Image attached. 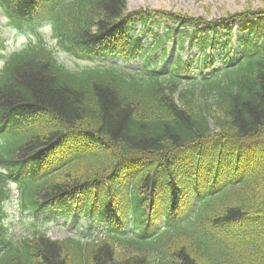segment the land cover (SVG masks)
Returning <instances> with one entry per match:
<instances>
[{
	"label": "trees",
	"instance_id": "1",
	"mask_svg": "<svg viewBox=\"0 0 264 264\" xmlns=\"http://www.w3.org/2000/svg\"><path fill=\"white\" fill-rule=\"evenodd\" d=\"M247 1L209 21L0 0L32 38L7 54L0 26V264H264V0ZM12 182L25 213L56 204L106 229L14 239Z\"/></svg>",
	"mask_w": 264,
	"mask_h": 264
},
{
	"label": "rangeland",
	"instance_id": "2",
	"mask_svg": "<svg viewBox=\"0 0 264 264\" xmlns=\"http://www.w3.org/2000/svg\"><path fill=\"white\" fill-rule=\"evenodd\" d=\"M127 6L130 11H134L140 8L143 9H150V10H164V11H173L176 13H182L185 15L205 19V20H217L221 17L227 16L229 14L242 12L245 9H247L250 5V3L247 0H126ZM253 7H258L259 3H253ZM153 22H156L155 20ZM239 24H237L233 28L234 37H232V43L236 44V32L238 30ZM3 28V27H2ZM150 30H153L156 33L162 34L164 30V26L161 25H150ZM3 37L5 39L6 43V53H10L12 51L18 50L21 47H23V44L25 43L26 39L22 37L16 38L14 32H8L3 28ZM142 30L140 25H136L133 27V34H138ZM46 37L47 41L51 44H54L50 38V31H46ZM144 40L150 41V36L143 35ZM216 37V36H215ZM228 38H223L221 41L222 43L226 42ZM160 54V53H159ZM193 52L189 53L185 51L183 53V58L186 60L189 58L190 55H192ZM172 60L171 58L169 59ZM70 63L73 65L74 63L70 61ZM141 63V61H137L135 67H138V65ZM3 62L0 61V68L2 67ZM167 65V62H166ZM16 199L11 202V204L8 206V211L10 212V218L9 222H7L8 229L10 231V234L15 239H22L24 236L27 235L30 226V220L28 219V215L21 214L16 207ZM50 215V213H48ZM48 214H40L42 217H48ZM66 218V215L65 217ZM62 220L59 218L56 220V223L47 224L46 226H43V231L47 233L48 237L54 240H60L65 239L69 237H75L76 236V229L83 228L86 226V222H88L87 219H81V222L77 224L76 222H72V220H69L70 223H68L69 226H64L63 224L59 223ZM37 225H40V221H35Z\"/></svg>",
	"mask_w": 264,
	"mask_h": 264
},
{
	"label": "clouds",
	"instance_id": "3",
	"mask_svg": "<svg viewBox=\"0 0 264 264\" xmlns=\"http://www.w3.org/2000/svg\"><path fill=\"white\" fill-rule=\"evenodd\" d=\"M0 26L8 32H15V26L11 22V18L6 15H0Z\"/></svg>",
	"mask_w": 264,
	"mask_h": 264
}]
</instances>
